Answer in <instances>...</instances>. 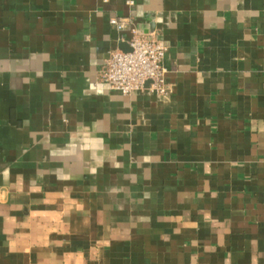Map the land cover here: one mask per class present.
<instances>
[{
	"label": "crops",
	"instance_id": "1",
	"mask_svg": "<svg viewBox=\"0 0 264 264\" xmlns=\"http://www.w3.org/2000/svg\"><path fill=\"white\" fill-rule=\"evenodd\" d=\"M0 264H264V0H0Z\"/></svg>",
	"mask_w": 264,
	"mask_h": 264
},
{
	"label": "built area",
	"instance_id": "2",
	"mask_svg": "<svg viewBox=\"0 0 264 264\" xmlns=\"http://www.w3.org/2000/svg\"><path fill=\"white\" fill-rule=\"evenodd\" d=\"M110 21L119 30L123 29L124 25L119 18L112 17ZM132 31L133 37L129 42L131 50H111L99 69L100 80L110 89L123 94L146 89L168 95L170 87L164 66L167 44L154 33L139 28H133Z\"/></svg>",
	"mask_w": 264,
	"mask_h": 264
},
{
	"label": "water",
	"instance_id": "3",
	"mask_svg": "<svg viewBox=\"0 0 264 264\" xmlns=\"http://www.w3.org/2000/svg\"><path fill=\"white\" fill-rule=\"evenodd\" d=\"M120 48H122L123 50H126V51L131 50L130 46H129V45H125V44H124V45H121ZM108 57H109V55H108ZM108 57H107V58H108ZM103 64H104V63H103ZM103 64H102V65H103Z\"/></svg>",
	"mask_w": 264,
	"mask_h": 264
}]
</instances>
